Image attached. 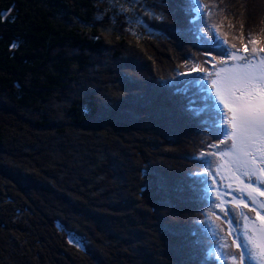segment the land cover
Instances as JSON below:
<instances>
[{
    "label": "trees",
    "instance_id": "16d2710c",
    "mask_svg": "<svg viewBox=\"0 0 264 264\" xmlns=\"http://www.w3.org/2000/svg\"><path fill=\"white\" fill-rule=\"evenodd\" d=\"M201 2L0 0V264H218V141L176 82L213 23L264 38V0Z\"/></svg>",
    "mask_w": 264,
    "mask_h": 264
},
{
    "label": "snow or ice",
    "instance_id": "6c2138e0",
    "mask_svg": "<svg viewBox=\"0 0 264 264\" xmlns=\"http://www.w3.org/2000/svg\"><path fill=\"white\" fill-rule=\"evenodd\" d=\"M208 7L197 0L198 11ZM210 31V44L218 49L223 46L222 50L206 52L210 60L205 65L211 63L210 70L193 65L189 72L181 73L204 75L177 81L176 91L186 95L195 90L185 110L194 118L203 114L207 117L203 122L216 133L213 139L218 142L210 145L215 151L203 155H211L215 161L210 172L212 187L219 177L232 195L228 201L217 189L212 200L214 209L224 216L227 237H231L230 243L224 237L220 255L225 264H264V38L249 34L241 37L240 47L224 39L217 24ZM193 35L201 38L199 25ZM215 220L221 216L216 215ZM215 226L223 233L220 225Z\"/></svg>",
    "mask_w": 264,
    "mask_h": 264
},
{
    "label": "rangeland",
    "instance_id": "374dc122",
    "mask_svg": "<svg viewBox=\"0 0 264 264\" xmlns=\"http://www.w3.org/2000/svg\"><path fill=\"white\" fill-rule=\"evenodd\" d=\"M24 118H26V116ZM15 119H16V117H13V120H15ZM58 144L59 145H66L65 143H59L57 141L56 145H58ZM39 149L40 148L36 149V153L39 152L38 151ZM28 155H31V154H28ZM53 161H55V159H53ZM81 173H86V171L81 170ZM215 179L217 180V184H216L215 188L212 187V184H211V188H210L211 189V193L214 196V199H215V192H216L217 189H219L222 193H224V198L226 200H228V201H231L232 195L230 193V190H228V189H226V188H224L222 186L219 177H216ZM212 180H213V176H212ZM228 206H230V204ZM244 211H247V210L245 209ZM216 215L221 216V220H219V221L215 220V216ZM210 217H211V220L208 221L209 222V224H208L209 226L206 224V228L210 231L211 238H212V241L214 243V246L210 250V253L212 254V256L214 258H216V260L218 261V264H225L224 258L220 255V253L223 251V249H221L220 245H221L222 242H224V237H227V226L223 223L224 216H223L222 213L219 212V209L216 208V212H214ZM215 225H220L224 229L223 233L219 232ZM227 240H228V243H230L231 237H227ZM232 250L235 251L234 248ZM229 264H230V262H229Z\"/></svg>",
    "mask_w": 264,
    "mask_h": 264
}]
</instances>
